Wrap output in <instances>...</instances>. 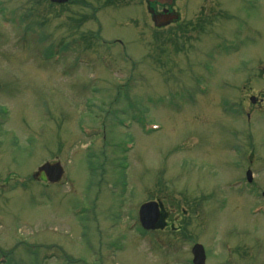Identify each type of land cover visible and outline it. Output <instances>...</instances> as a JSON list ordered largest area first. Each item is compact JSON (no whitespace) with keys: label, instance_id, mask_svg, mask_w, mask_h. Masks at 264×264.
<instances>
[{"label":"rangeland","instance_id":"374dc122","mask_svg":"<svg viewBox=\"0 0 264 264\" xmlns=\"http://www.w3.org/2000/svg\"><path fill=\"white\" fill-rule=\"evenodd\" d=\"M145 8L0 0V264H264V0Z\"/></svg>","mask_w":264,"mask_h":264},{"label":"water","instance_id":"95a60500","mask_svg":"<svg viewBox=\"0 0 264 264\" xmlns=\"http://www.w3.org/2000/svg\"><path fill=\"white\" fill-rule=\"evenodd\" d=\"M51 3L65 4L69 0H49ZM172 0L168 1L170 5ZM149 2H158L160 4H165L162 0H149ZM177 19V17L171 18V20ZM254 103V99L250 100ZM41 174L44 175L46 181L50 184L59 182L63 177V169L59 163H45L40 166L36 173L33 175L34 179H37ZM247 182H251V173L248 171L246 173ZM161 208L156 202H147L140 206L138 211V220L140 227L146 231H153L158 228L161 221ZM192 254V264H205V252L201 245L195 244L191 250Z\"/></svg>","mask_w":264,"mask_h":264},{"label":"flooded vegetation","instance_id":"af4514ba","mask_svg":"<svg viewBox=\"0 0 264 264\" xmlns=\"http://www.w3.org/2000/svg\"><path fill=\"white\" fill-rule=\"evenodd\" d=\"M116 1L117 0H106V5L110 6L112 2L115 3ZM168 1L169 0H162L165 4H160L158 2H149V0H144L146 5L145 11L148 19L151 20L153 24L156 22L157 24L162 25V27H167L179 22V16L175 14L173 9L175 0H172L170 5L168 4ZM173 17H177V19L171 20ZM158 227L159 228L157 230L165 227L163 217L161 218Z\"/></svg>","mask_w":264,"mask_h":264}]
</instances>
